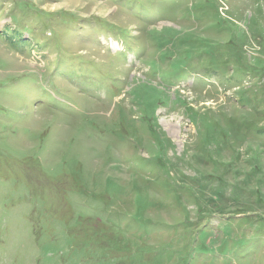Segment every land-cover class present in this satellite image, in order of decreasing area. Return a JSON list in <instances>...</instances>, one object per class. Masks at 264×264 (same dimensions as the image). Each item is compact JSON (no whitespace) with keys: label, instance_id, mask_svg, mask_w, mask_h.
<instances>
[{"label":"rangeland","instance_id":"obj_1","mask_svg":"<svg viewBox=\"0 0 264 264\" xmlns=\"http://www.w3.org/2000/svg\"><path fill=\"white\" fill-rule=\"evenodd\" d=\"M0 264H264V0H0Z\"/></svg>","mask_w":264,"mask_h":264}]
</instances>
